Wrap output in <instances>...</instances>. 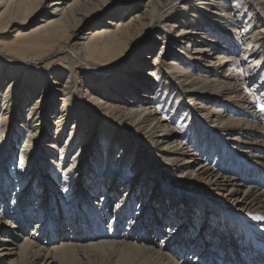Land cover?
I'll return each instance as SVG.
<instances>
[{
  "label": "bare ground",
  "instance_id": "obj_1",
  "mask_svg": "<svg viewBox=\"0 0 264 264\" xmlns=\"http://www.w3.org/2000/svg\"><path fill=\"white\" fill-rule=\"evenodd\" d=\"M43 1L0 0V54L16 58L0 55V148H20L28 165L12 186L15 214L30 178L39 181L30 163L38 152L44 173L63 175L54 201L64 208L49 212L72 207L80 222L70 233L62 225L70 242L46 250L37 241L49 234V244L58 231L38 222L19 245L21 263L9 264H72L108 250L118 252L114 264H264V0H145L129 18V0H51L47 13ZM145 31L152 36L142 46ZM48 56L56 59L43 63ZM39 59L36 71L27 66ZM41 118L48 145L36 140ZM158 184L169 209L152 206ZM8 208L0 204V231L13 235L5 222L27 229L4 219ZM155 210L172 225L158 242ZM90 220L93 240L82 244L76 230ZM124 226L149 237L131 240Z\"/></svg>",
  "mask_w": 264,
  "mask_h": 264
},
{
  "label": "rangeland",
  "instance_id": "obj_2",
  "mask_svg": "<svg viewBox=\"0 0 264 264\" xmlns=\"http://www.w3.org/2000/svg\"><path fill=\"white\" fill-rule=\"evenodd\" d=\"M50 1L51 0H44L42 2L41 9L43 11H45V13H47V11H48L47 9L49 7L48 4L50 3ZM129 1H131V2H130L129 6L126 9L127 11H125V16L127 15L128 18L131 15L135 14L136 12H142V11H144L146 9V1L145 0H138V1L137 0H129ZM115 16H116V13H115ZM40 17L41 16H40V13H39L38 16H37V19H39ZM37 19L35 21L31 22L28 25L32 26L37 21ZM108 19L109 18H106V17L103 18V22L105 20H108ZM99 24H102V22L99 23ZM26 27H28V26H26ZM81 29H82L81 32H83V31L86 32L88 30L87 28H83V27H81ZM174 29L175 28H172L171 33H174L175 34L176 32H175ZM222 29H224V28H222ZM81 32L78 31V34L77 35L80 36V33ZM13 33H14V31H13ZM150 36H152V32L151 31L150 32L149 31H145L143 33V36H142V39L143 40H142V43H141L142 46L147 43V41H148V39H149ZM160 45H161V43H160ZM146 52L147 51H144L143 52V55ZM0 53H1V46H0ZM0 55H3V57L0 56L1 59H13V60L16 59V58H14V57L6 54V53L5 54L2 53ZM62 55H63L62 56V62H63V64H65V67H67L68 70L69 69H72V70L76 69V67L71 63V60H74V57L72 55H70L69 53H64ZM151 56H152V54H149V58ZM143 58H144V56H143ZM43 59H45V60H43L42 62L43 63H46V62H49V61H51L53 59H56V57H50V56H48V57H45ZM165 59H166V57H165ZM40 60L41 59L37 60L36 62H33L31 60V61L27 62V66L30 65L35 70L41 64V62H39ZM86 63L87 62H82V63L79 62L78 64L81 66L82 69H87L88 68L89 71H91V70H99L98 68H96V67H94L92 65L90 66V65H88ZM24 65H26L25 62L19 64L18 67L21 68V67H24ZM227 67H228V65H225L223 67L225 71L227 70ZM239 67L237 66L236 69L237 68L239 69ZM207 75H209V74H207ZM75 76H76L77 80L80 78L78 75H75ZM135 91L136 92L137 91L139 92V90H135ZM53 94H54V92H53ZM49 105H51V104H48V107H49ZM51 109L52 108L49 107V110H51ZM44 114H45V116H48V110H46L44 112ZM36 126H39L38 136L36 138L37 143L38 142H41L42 144L45 143L44 145H48L47 142H45V140L47 141L48 139L46 138L47 133L45 131V125H44V122H43L42 118L39 120V122L37 123ZM7 142H8V140H7ZM6 148H7V152L10 153L9 156L6 155V152L5 151H3V149L6 150ZM6 148L5 147L4 148L3 147L0 148V155L3 153L0 156V158H1L0 159V189H1L0 195H3L4 196L3 201L0 200V201H2V202H0V204L4 205L5 203H7V206H9V208L7 209V212H6L7 215H5V218L4 219L7 220V221H12V223H14L16 225V220H18L20 218L21 220L23 219L22 220L23 222L24 221H28L27 222L28 225L26 227L27 229L23 230V232H22V229L20 227H18V226H16L15 228H11V224L9 225V222L6 223L4 221L5 223L2 224L3 227H6L7 226V228H10L13 231L12 232L13 235L7 236L8 235V232L0 231V237L5 239L3 242L0 240L1 241L0 242V249L1 248H5L3 251H6V249L8 251V248H9V249H11V252H15V253H11L10 255H6L5 257H3L4 258V261H3L4 263L3 264H9L13 260L14 261L17 260L16 262H20L21 263V258H20V255L21 254H20V250H19V245L23 244V242L25 240L24 237H30V235H31V233H33V231H35L36 229L38 230V229L42 228V227H37V223L38 222L40 223L42 220H44V221L41 222L42 223L41 226H43V227L45 226L47 230L54 228L55 231H58L57 234L55 233L54 235H52L53 236L52 237L53 239L51 240V243H49V244H48V241H49L48 237L50 236L49 234L48 235L41 236L40 237L41 240H38L37 241V244L39 246L44 247V250H46L47 248H51L53 246H58V245L64 243V241H65V243L66 242H70V241L64 240V238H66V237H65V235H62V232H65L66 233V230H64V228L61 227V226L64 225L65 226V229H68L69 230V233L73 231L74 226H75V225L73 227L71 226L72 225L71 222H73L72 219H73V216L74 215L69 214L70 211H72V209H71L72 207H67L66 208V213L64 211V213H62L63 215L60 214L59 216L56 213L49 212L50 210L52 211L54 209H56V211L58 212V211H60V209H63L64 208L61 203H57L56 201H54V198H55L54 195H56L55 192H57L58 189H61L62 188V187L59 188V184L58 183H60V181L63 180V175L60 174V172H58L57 175H56V177H52V174L53 173H51V172L50 173H46V172L44 173V170L42 169V163L37 158L39 156L38 155V152H36V155L33 157V161H31L30 163H31V166L35 168L34 173L39 177V181H37L38 183L35 184L34 181L32 182V177L30 178V180L27 183L29 189H28V187H26L23 190V192H22L23 195L21 194L19 196V198H18V201H17V203H19V204H20V202H22V207L21 208H17L19 210V212H18L19 214L18 213L15 214V212L17 210L11 209L13 207V205H14L13 204L14 190H12V186L15 183L21 181V177L25 174L24 173L25 172V168H27L28 165L24 166V164H22V162L20 161V158H18V156H19V149L20 148L15 147V146L13 147L12 145L10 147V144H9V146H6ZM26 153H28V155H29V152L27 150H26ZM4 157L6 159H4ZM14 157H15V159H14ZM18 160L21 163L18 162ZM34 160H35V162H34ZM5 163H6V165L9 168L5 165ZM117 166L118 165H115L114 168L117 167ZM1 168H3V169H1ZM42 170H43V172H42ZM127 174H130L131 175V173H127ZM41 176H43V177H41ZM56 182H58V183H56ZM81 185L83 186V188L85 189L86 192H89V189L87 188L88 185H85V183H82V181H81ZM120 185H121L120 183L117 185V189H119L121 187ZM151 187L149 188V191L150 190L152 191V194H153L152 197H153V199L155 198L154 201L152 200V202H151V203H153L152 206H154V208L157 209L158 207H160V205L163 204V206H165V207H167L169 209L168 205H170V198L168 197V195L164 191H162L163 189L161 188L160 184H158L157 186H151ZM135 188H134V191L133 192H135V194H138L139 188H140V184L137 187V189H135ZM4 189H7V191L4 190ZM65 191H67V192H61V193H63L62 196L64 198H68L69 197V193H68L69 192V186L66 187ZM142 191L145 192V189H143ZM222 193L225 194L224 191ZM50 201H51V203H50ZM93 202L99 204V201L96 199V197H94ZM141 202L142 203H140L139 205L143 204V202H144L143 205H145V201H141ZM53 203H54V206H53ZM149 205H150V203L149 204L147 203V207ZM180 205H182V203H180ZM167 208H165V209H167ZM75 209L76 208H74L73 211ZM113 209H114V204L111 205V209H110V212L112 214V217H113ZM182 209L183 208L180 209L179 215H181ZM171 211H173V210H171ZM155 212H156V216L155 217H153L152 215L151 216L149 215V221H150V224L152 225L151 228H150L151 231H153V233H155L154 230H156L157 235H159L158 237L156 236L154 238L158 242V241H160V237H161L160 234H162L161 233L162 227L169 229V231L171 232L172 231V229H171L172 225L171 226H168V221H165L164 218H167V216H164L163 217V214L161 215V213L157 212L156 210H155ZM167 213H169V211H167ZM8 214H9V218H8ZM24 215H25V217L27 216V218H25ZM19 216H21V217H19ZM62 218L66 220L65 224L62 223V221H61ZM78 218H79V216H78ZM168 219H171V216L168 217ZM179 219H181V218H179ZM83 221H84V218H83ZM76 222H80V220L74 219V222L73 223L76 224ZM143 223L144 224H147V222H145V221ZM107 225H108V223H105V226H107ZM96 226H97L96 223L94 221H91L90 222V226H88L87 228L85 226H82L81 225L80 228H79V230L78 231L76 230V232L78 233V234H76V236H80L81 238H83V237L85 238L84 240H81V243L82 244L89 243L91 240H93V239L89 240L88 235H89V232L92 229H94ZM174 227L176 228V226H173V228ZM129 228H131V227H129ZM10 229L8 231H10ZM120 230H121L122 234L123 233L129 234L130 237H131V240H136V239L138 240L140 238V236H142L143 238L149 237V236H147V235H145L143 233L141 234L140 231L131 232L132 229H128L127 226H124V227L120 228ZM85 233H87V234H85ZM211 233H213V231ZM163 235H165V234H163ZM43 237H45V239ZM161 238H163V237H161ZM66 239H68V237ZM70 240H72V239H70ZM224 240H226V239H224ZM71 243H73V242H71ZM3 251H0V254H2ZM46 252L49 253V255H50V250H47ZM79 252H80V250H79ZM222 252H223L224 256H226L225 249ZM80 253H82V252H80ZM117 253L118 252L113 253L111 250H108V252H107V254L105 256L101 255V253H98V254L97 253L96 254L94 253V256L91 255V254H89V253H87V254L86 253L85 254H77L76 257H75V259L72 261V264H114V261H115V259L117 257ZM0 256H2V255H0ZM31 261H33V260L30 259L29 262H27L26 264H42L41 261H36V262H33V263H31ZM53 264H59V263L55 262Z\"/></svg>",
  "mask_w": 264,
  "mask_h": 264
}]
</instances>
